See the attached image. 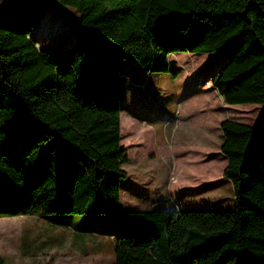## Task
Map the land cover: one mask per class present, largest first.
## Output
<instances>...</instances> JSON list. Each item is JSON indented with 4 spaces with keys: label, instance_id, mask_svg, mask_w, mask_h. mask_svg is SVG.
I'll return each instance as SVG.
<instances>
[{
    "label": "trees",
    "instance_id": "1",
    "mask_svg": "<svg viewBox=\"0 0 264 264\" xmlns=\"http://www.w3.org/2000/svg\"><path fill=\"white\" fill-rule=\"evenodd\" d=\"M56 1L80 15L72 48L33 41L47 0L0 7V217L114 215L115 264H264L262 126L220 125L231 210L120 208L122 65L176 79L172 54L225 55L222 106H264V0Z\"/></svg>",
    "mask_w": 264,
    "mask_h": 264
},
{
    "label": "rangeland",
    "instance_id": "2",
    "mask_svg": "<svg viewBox=\"0 0 264 264\" xmlns=\"http://www.w3.org/2000/svg\"><path fill=\"white\" fill-rule=\"evenodd\" d=\"M8 1L0 0V7ZM79 22L74 8L47 0L32 39L41 51L72 48ZM172 56L176 79L148 76L133 59L122 65L121 128L126 132L130 125L135 134H121L129 146L121 144L128 178L121 183L120 208L231 210L234 189L223 177L227 159L220 151V125L232 120L264 127V106H222L212 76L225 55ZM115 232L114 215L0 217V259L3 264H115Z\"/></svg>",
    "mask_w": 264,
    "mask_h": 264
},
{
    "label": "water",
    "instance_id": "3",
    "mask_svg": "<svg viewBox=\"0 0 264 264\" xmlns=\"http://www.w3.org/2000/svg\"><path fill=\"white\" fill-rule=\"evenodd\" d=\"M162 212H168V211H165V210H161ZM170 213V212H169Z\"/></svg>",
    "mask_w": 264,
    "mask_h": 264
},
{
    "label": "bare ground",
    "instance_id": "4",
    "mask_svg": "<svg viewBox=\"0 0 264 264\" xmlns=\"http://www.w3.org/2000/svg\"><path fill=\"white\" fill-rule=\"evenodd\" d=\"M39 45V44H38ZM39 49H40V45H39V47H38Z\"/></svg>",
    "mask_w": 264,
    "mask_h": 264
},
{
    "label": "built area",
    "instance_id": "5",
    "mask_svg": "<svg viewBox=\"0 0 264 264\" xmlns=\"http://www.w3.org/2000/svg\"><path fill=\"white\" fill-rule=\"evenodd\" d=\"M113 239V237H111Z\"/></svg>",
    "mask_w": 264,
    "mask_h": 264
},
{
    "label": "crops",
    "instance_id": "6",
    "mask_svg": "<svg viewBox=\"0 0 264 264\" xmlns=\"http://www.w3.org/2000/svg\"><path fill=\"white\" fill-rule=\"evenodd\" d=\"M148 76H149V74H148Z\"/></svg>",
    "mask_w": 264,
    "mask_h": 264
}]
</instances>
